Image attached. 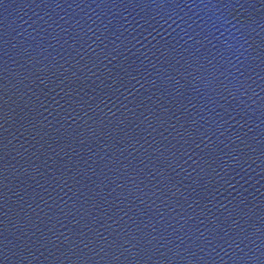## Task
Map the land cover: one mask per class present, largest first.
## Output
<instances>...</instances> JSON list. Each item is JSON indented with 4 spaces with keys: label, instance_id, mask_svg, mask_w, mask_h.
I'll return each instance as SVG.
<instances>
[{
    "label": "water",
    "instance_id": "95a60500",
    "mask_svg": "<svg viewBox=\"0 0 264 264\" xmlns=\"http://www.w3.org/2000/svg\"><path fill=\"white\" fill-rule=\"evenodd\" d=\"M0 264H264V0H0Z\"/></svg>",
    "mask_w": 264,
    "mask_h": 264
}]
</instances>
